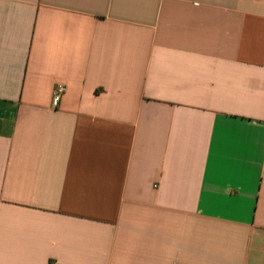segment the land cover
Wrapping results in <instances>:
<instances>
[{
  "label": "crops",
  "instance_id": "1",
  "mask_svg": "<svg viewBox=\"0 0 264 264\" xmlns=\"http://www.w3.org/2000/svg\"><path fill=\"white\" fill-rule=\"evenodd\" d=\"M0 264H264V0H0Z\"/></svg>",
  "mask_w": 264,
  "mask_h": 264
},
{
  "label": "built area",
  "instance_id": "2",
  "mask_svg": "<svg viewBox=\"0 0 264 264\" xmlns=\"http://www.w3.org/2000/svg\"><path fill=\"white\" fill-rule=\"evenodd\" d=\"M67 91V87L66 85H63V84H57L55 87H54V90H53V93H52V105L54 107H56L62 96L64 95V93Z\"/></svg>",
  "mask_w": 264,
  "mask_h": 264
}]
</instances>
